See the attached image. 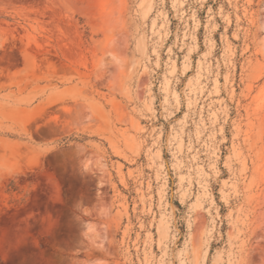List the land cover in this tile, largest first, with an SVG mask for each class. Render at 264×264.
Listing matches in <instances>:
<instances>
[{
	"label": "rangeland",
	"instance_id": "obj_1",
	"mask_svg": "<svg viewBox=\"0 0 264 264\" xmlns=\"http://www.w3.org/2000/svg\"><path fill=\"white\" fill-rule=\"evenodd\" d=\"M0 264H264V0H0Z\"/></svg>",
	"mask_w": 264,
	"mask_h": 264
}]
</instances>
